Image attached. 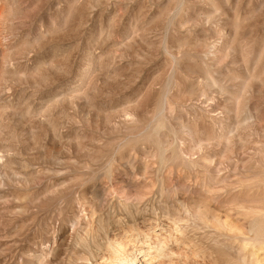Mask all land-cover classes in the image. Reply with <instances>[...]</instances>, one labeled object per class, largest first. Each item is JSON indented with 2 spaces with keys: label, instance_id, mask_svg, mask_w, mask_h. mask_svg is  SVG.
Masks as SVG:
<instances>
[{
  "label": "rangeland",
  "instance_id": "obj_1",
  "mask_svg": "<svg viewBox=\"0 0 264 264\" xmlns=\"http://www.w3.org/2000/svg\"><path fill=\"white\" fill-rule=\"evenodd\" d=\"M0 162V264L53 235L65 264L59 223H130L118 200L160 182L218 213L264 206V0H0Z\"/></svg>",
  "mask_w": 264,
  "mask_h": 264
},
{
  "label": "bare ground",
  "instance_id": "obj_2",
  "mask_svg": "<svg viewBox=\"0 0 264 264\" xmlns=\"http://www.w3.org/2000/svg\"><path fill=\"white\" fill-rule=\"evenodd\" d=\"M165 127L163 120H154L142 133L147 139L158 141ZM185 133L193 143L200 144L196 132L187 128ZM159 153L163 161L160 146ZM179 154L173 150V158ZM185 164L195 167L198 162L186 160ZM215 169L220 171L219 166ZM107 179L114 186L116 182L112 176L109 178V170ZM62 185H52V193L63 191ZM119 186L114 191L101 187V192L106 198L119 199V191L125 192V185ZM168 192L160 182L157 192L148 190L142 197L118 200L130 223L128 219L106 220L86 208L59 223L57 231L63 233L59 237L69 245L65 264H264L263 205L235 201L224 213H218L220 209L202 198L168 201ZM79 194L74 195L77 201L84 198ZM21 203L26 206L28 199L23 198ZM156 204L158 209H150ZM57 239L53 235L40 248L34 243L28 253L16 242L18 264H51L58 260Z\"/></svg>",
  "mask_w": 264,
  "mask_h": 264
}]
</instances>
